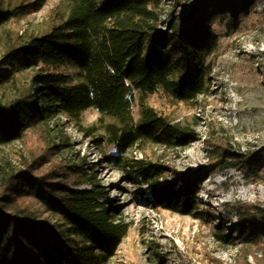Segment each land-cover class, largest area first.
Listing matches in <instances>:
<instances>
[{
	"label": "trees",
	"instance_id": "16d2710c",
	"mask_svg": "<svg viewBox=\"0 0 264 264\" xmlns=\"http://www.w3.org/2000/svg\"><path fill=\"white\" fill-rule=\"evenodd\" d=\"M47 0L3 8L0 25L39 10ZM68 15L42 35L11 44L0 59V146L21 139L40 123L68 116L79 121L88 108L106 123V142L115 152L106 159L144 182L154 207L191 214L199 209L201 179L178 177L164 186L155 178L167 166L130 158L141 142L184 147L196 130L171 122L149 105L159 87L178 100L194 99L207 88L212 67L206 60L218 43L212 24L230 14L238 19L257 0H69ZM83 71V80L62 72L66 64ZM35 70L29 79L24 74ZM139 93L140 113L133 114ZM66 144H54L61 150ZM260 152L264 153V149ZM234 153L222 144L210 148L211 172L239 168L264 181V161L252 152ZM21 167L0 163V264H107L131 223L124 206L110 200L109 187L93 169L40 171L45 156ZM206 172V171H205ZM70 175L74 180L69 183ZM40 204L36 207L33 201ZM236 221L219 236L247 246L264 243V204H225ZM264 262L257 258L256 264Z\"/></svg>",
	"mask_w": 264,
	"mask_h": 264
},
{
	"label": "rangeland",
	"instance_id": "374dc122",
	"mask_svg": "<svg viewBox=\"0 0 264 264\" xmlns=\"http://www.w3.org/2000/svg\"><path fill=\"white\" fill-rule=\"evenodd\" d=\"M35 0H0L3 8ZM69 0H47L39 10L12 17L0 25V59L11 44H21L33 35H42L61 22L69 12ZM161 11L167 12L170 1ZM218 43L206 56L212 71L207 88L194 99L178 100L163 87L148 97V103L171 122L187 125L197 132L189 145L173 147L141 142L127 156L147 163H161L167 169L154 180L164 186L178 177L201 179L198 186L199 209L191 214L154 207L148 185L132 179L112 165L106 155L115 152L106 142L105 125L113 121L95 108L82 112L79 121L61 116L55 121L29 128L24 136L0 146V163L16 167L45 156L40 171L57 168L70 172L81 168L85 174L96 170L102 184L109 187L110 200L124 206L131 223L127 236L107 264H256L263 257L264 243L247 246L230 242L219 234L229 232L236 221L225 204H264V181L254 179L239 168L211 172L210 148L222 144L240 153L252 152L264 160V0H257L249 12L238 19L230 14L212 24ZM62 72L75 83L83 71L66 64ZM35 70L24 74L29 79ZM0 88V96L3 91ZM140 113L139 93L135 94L133 114ZM54 144H66L51 150ZM264 165V161L260 166ZM206 171V172H205ZM70 182L74 180L70 175ZM36 207L40 204L33 201ZM261 264H264L261 263Z\"/></svg>",
	"mask_w": 264,
	"mask_h": 264
}]
</instances>
